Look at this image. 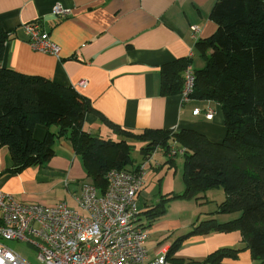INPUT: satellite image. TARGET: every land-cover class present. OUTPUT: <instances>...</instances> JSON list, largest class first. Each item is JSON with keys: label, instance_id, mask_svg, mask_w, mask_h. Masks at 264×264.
<instances>
[{"label": "crops", "instance_id": "obj_1", "mask_svg": "<svg viewBox=\"0 0 264 264\" xmlns=\"http://www.w3.org/2000/svg\"><path fill=\"white\" fill-rule=\"evenodd\" d=\"M215 1L0 0V21L8 35L2 64L23 74L43 76L72 87L85 96L106 119L94 112L84 115L83 128L93 136L129 141L120 130L140 133L145 129H188L213 142H221L226 127L219 103L195 95L182 101L181 91L169 95L159 93L161 65L190 55L188 65L193 70L205 65V58L194 50V45L216 29V23L210 18ZM55 6H60L64 12L55 14ZM35 19L42 22L51 39L59 45V56L35 51L27 42L21 25ZM192 26L197 27L196 32L192 31ZM81 81L85 82L84 86L79 85ZM207 107L213 109L211 119L204 115ZM196 108L202 109V113L194 114ZM47 132L54 135L55 154L45 165L16 169L8 147L0 145V190L21 201L52 205L63 200L69 208L80 211L76 199L84 184H92V178L83 158L67 136L59 133L57 124H36L33 136L43 140ZM170 143L166 150L161 149L160 158L164 160L151 161L149 166L155 170L167 164L175 176V156L182 155L183 148ZM169 149L176 151L173 158L168 154ZM167 173L165 178L170 177ZM180 177L182 185L175 188L171 180L164 186L162 179L158 189L152 187L149 193L144 191L143 179L136 197L137 224L147 229L149 257L166 255L180 238L168 259L192 264L204 260L215 250L232 248L238 249L236 257L223 258L220 264H260L245 247L237 229L187 235L201 219L215 217L225 222L234 219L237 213L218 212L226 194L221 187H213L182 199L198 203V207L206 203L215 208L201 212L204 217L201 214L193 217L192 210L178 217L173 203L185 191L183 157ZM173 195L178 196L170 199ZM166 198L169 200L165 202L164 213L148 218L146 209Z\"/></svg>", "mask_w": 264, "mask_h": 264}, {"label": "trees", "instance_id": "obj_2", "mask_svg": "<svg viewBox=\"0 0 264 264\" xmlns=\"http://www.w3.org/2000/svg\"><path fill=\"white\" fill-rule=\"evenodd\" d=\"M210 18L216 23L215 31L194 45V50L205 58V65L193 70L191 97L220 104L226 127L223 140L213 142L188 129L119 132L143 141V149L150 152L157 148L166 150L170 142L181 146L185 191L180 197L191 198L196 192L221 187L226 197L218 212L237 213L234 219L225 222L215 217L201 219L187 235L237 229L252 257L264 264V0H216ZM7 38L0 21V145L8 147L16 169L45 165L55 154L54 135L47 132L43 140H37L33 129L36 124H57L59 133L67 136L83 158L92 184L100 190L98 193H103L104 174L111 168L125 169L132 163L129 154L132 144L87 132L83 128L87 112L105 117L72 87L3 66ZM191 57L160 66L161 95L181 91L183 71ZM108 124L118 130L116 125ZM117 145L121 151L113 166L107 168L102 150ZM167 200L146 209L147 217L162 215ZM180 241V238L176 240L165 255L170 264H190L168 259ZM237 252L238 249L220 248L192 264H220L223 258L236 257Z\"/></svg>", "mask_w": 264, "mask_h": 264}, {"label": "built area", "instance_id": "obj_3", "mask_svg": "<svg viewBox=\"0 0 264 264\" xmlns=\"http://www.w3.org/2000/svg\"><path fill=\"white\" fill-rule=\"evenodd\" d=\"M63 12L60 6L54 7L55 14ZM21 27L32 49L59 56V45L39 19L24 22ZM191 29L197 31L196 26ZM194 80V71L187 65L183 71L182 101L191 97ZM79 85L84 86L85 82ZM193 111L199 115L203 110ZM204 115L211 119L213 109L207 107ZM175 153L172 149L168 154L173 157ZM152 155L132 169H109L104 174L106 188L101 194L93 184H84L76 199L80 211L69 208L63 200L52 205L21 201L0 190V264H31L2 240L34 245L39 264H170L165 254L149 257L147 229L136 223V197Z\"/></svg>", "mask_w": 264, "mask_h": 264}, {"label": "rangeland", "instance_id": "obj_4", "mask_svg": "<svg viewBox=\"0 0 264 264\" xmlns=\"http://www.w3.org/2000/svg\"><path fill=\"white\" fill-rule=\"evenodd\" d=\"M128 142L132 144V147L130 149V156L132 163H130L129 165L125 166V169H132L133 165H136L142 161H146V158L148 155L150 154H154L152 155L150 162L147 163L146 167H147V175L144 177V182H145V189L144 191L146 192H150V190L154 188L158 189L159 185L162 183V179H164L163 185L165 186L166 182H171V180L173 181V185L174 187L179 185H182V180L180 177L181 174V168H182V157H184V155H176L175 156V160H176V174L175 176L173 175V169L170 166H167V164H164L161 166L160 169H151V167L149 166L152 163L155 162V160L158 162L160 160L163 161V158H160L162 155L161 153V149H156L154 152H150L149 149H143L145 147V143L143 141H139L137 138H135L134 136H130L128 137ZM157 147V146H156ZM155 147V148H156ZM121 151V146L117 145V146H113L109 149H104L102 150L103 152V156L105 157V161L107 163V168L112 167L114 162V158L118 155V153ZM157 152V154H155ZM100 153V152H99ZM113 163V164H112ZM163 164V163H162ZM149 170V171H148ZM168 172V173H167ZM167 173V175H170V177L165 178V174ZM155 184V185H154ZM176 188V187H175ZM179 201V202H178ZM201 205L200 207H198V203L194 202H187L186 199H182L178 198L174 203L173 206L177 209V213H178V217L180 216H185L186 214H182V212L184 211H193V217L195 216H199V214H201L202 217H204L205 215L201 212H203L204 210L209 209H213L215 208L214 205L212 204H207L205 203V206L203 204H199ZM2 242L7 245L9 248L15 250L16 252H18L23 258H25L28 262H30L31 264H39V261L37 260L36 254V248L34 245L30 244V243H26L24 241H17V240H2Z\"/></svg>", "mask_w": 264, "mask_h": 264}]
</instances>
